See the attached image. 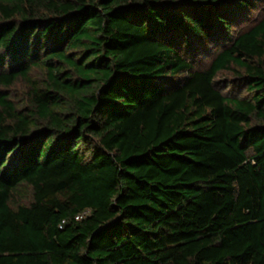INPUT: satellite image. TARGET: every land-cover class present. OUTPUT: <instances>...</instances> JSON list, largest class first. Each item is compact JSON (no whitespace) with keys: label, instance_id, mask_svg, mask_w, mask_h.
Instances as JSON below:
<instances>
[{"label":"trees","instance_id":"16d2710c","mask_svg":"<svg viewBox=\"0 0 264 264\" xmlns=\"http://www.w3.org/2000/svg\"><path fill=\"white\" fill-rule=\"evenodd\" d=\"M0 264H264V0H0Z\"/></svg>","mask_w":264,"mask_h":264},{"label":"rangeland","instance_id":"374dc122","mask_svg":"<svg viewBox=\"0 0 264 264\" xmlns=\"http://www.w3.org/2000/svg\"><path fill=\"white\" fill-rule=\"evenodd\" d=\"M261 14V10H254L252 12H250L249 18L250 21L246 22V24H244L243 26H241L242 28H245L247 25L252 24V21L257 19ZM207 49V51H209L208 49H210V46L205 47ZM206 49H203V47L201 46H197V52H196V67H204L208 64L209 62V57L206 55ZM219 80V85L222 87V89L224 91H227L229 93H240L242 91H244L242 88L243 86H241V82L232 74H223L221 76H219L218 78ZM23 89V84L20 81L14 88L13 92L16 94H21ZM245 92H242V94H244Z\"/></svg>","mask_w":264,"mask_h":264}]
</instances>
